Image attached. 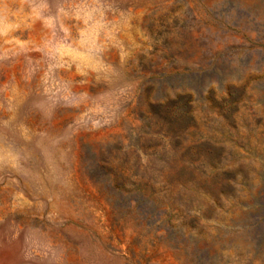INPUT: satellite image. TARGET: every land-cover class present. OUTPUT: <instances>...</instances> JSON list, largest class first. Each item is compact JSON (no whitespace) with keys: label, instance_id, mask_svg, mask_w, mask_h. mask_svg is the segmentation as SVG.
I'll list each match as a JSON object with an SVG mask.
<instances>
[{"label":"rangeland","instance_id":"374dc122","mask_svg":"<svg viewBox=\"0 0 264 264\" xmlns=\"http://www.w3.org/2000/svg\"><path fill=\"white\" fill-rule=\"evenodd\" d=\"M0 264H264V0H0Z\"/></svg>","mask_w":264,"mask_h":264}]
</instances>
